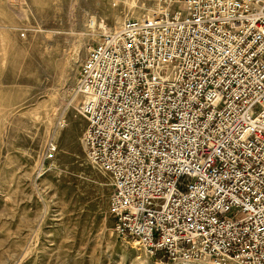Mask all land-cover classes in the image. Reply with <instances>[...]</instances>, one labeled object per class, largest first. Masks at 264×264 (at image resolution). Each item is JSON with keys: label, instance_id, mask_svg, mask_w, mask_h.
Instances as JSON below:
<instances>
[{"label": "built area", "instance_id": "obj_1", "mask_svg": "<svg viewBox=\"0 0 264 264\" xmlns=\"http://www.w3.org/2000/svg\"><path fill=\"white\" fill-rule=\"evenodd\" d=\"M152 1L90 21L66 104L112 179L113 232L166 264H264V0Z\"/></svg>", "mask_w": 264, "mask_h": 264}, {"label": "rangeland", "instance_id": "obj_2", "mask_svg": "<svg viewBox=\"0 0 264 264\" xmlns=\"http://www.w3.org/2000/svg\"><path fill=\"white\" fill-rule=\"evenodd\" d=\"M155 6L0 0V264L167 263L113 232L112 179L86 156L78 101L66 111L95 43L90 21L113 28L152 16ZM63 112L68 125L57 134ZM54 139L57 154L44 168Z\"/></svg>", "mask_w": 264, "mask_h": 264}, {"label": "bare ground", "instance_id": "obj_3", "mask_svg": "<svg viewBox=\"0 0 264 264\" xmlns=\"http://www.w3.org/2000/svg\"><path fill=\"white\" fill-rule=\"evenodd\" d=\"M122 22L124 21V20H121ZM101 27L103 28L104 27V23L101 25ZM195 264H202L201 262H198V263H195Z\"/></svg>", "mask_w": 264, "mask_h": 264}]
</instances>
